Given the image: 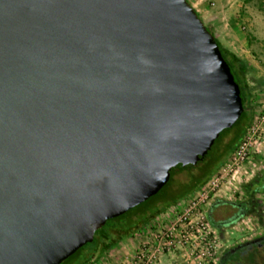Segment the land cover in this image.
<instances>
[{"label": "water", "instance_id": "1", "mask_svg": "<svg viewBox=\"0 0 264 264\" xmlns=\"http://www.w3.org/2000/svg\"><path fill=\"white\" fill-rule=\"evenodd\" d=\"M242 109L187 0H0V264H60Z\"/></svg>", "mask_w": 264, "mask_h": 264}, {"label": "rangeland", "instance_id": "2", "mask_svg": "<svg viewBox=\"0 0 264 264\" xmlns=\"http://www.w3.org/2000/svg\"><path fill=\"white\" fill-rule=\"evenodd\" d=\"M187 1L219 43L246 65L252 105L246 129L209 176L218 148L232 132L219 138L200 164L174 170L162 190L135 208L130 219L135 220V211L144 207L177 202L159 208L146 224L108 251L100 252L97 247L84 264H221L223 253L234 241L264 231V0ZM244 139L250 152L242 160L235 159L234 151ZM232 217L239 218L218 224ZM90 247L91 242L64 264L80 263Z\"/></svg>", "mask_w": 264, "mask_h": 264}, {"label": "trees", "instance_id": "3", "mask_svg": "<svg viewBox=\"0 0 264 264\" xmlns=\"http://www.w3.org/2000/svg\"><path fill=\"white\" fill-rule=\"evenodd\" d=\"M214 38H215L216 42L219 45V48L221 50V53H222L224 59L226 60V62L228 63V65L230 67V70H231V72H232V74L234 76V80L239 85L243 109H242V112H241L239 118L236 120V122L231 127L225 128L224 130H222L220 132L219 136L215 139L214 143L219 138L221 139L223 137V135H225L226 133L232 132V135H231L230 139L223 145L222 148H220V149L218 148V150H220V151H218L219 154L215 158V164H214L215 166H214V168L211 170V172L207 176H209L212 173V171L215 169L216 165L219 164V162L222 160V158L224 156H226L228 154V152H230V150L235 146L237 141L241 138L244 130L246 129V125H247V122L249 120V115H250L249 112H250L251 107H252L251 98H250L251 94L249 92L248 84H247V81H246V78H245L246 65H245L244 61L241 58H239L236 54H234L232 51H230L229 49L224 48L219 43V41L216 39V37H214ZM235 126H237V129L233 132L232 129ZM206 154L202 158H200L198 160V162L196 164H194V165L189 164V165H184L183 166V165L178 164L177 166L173 167L171 169L170 177H171L173 171L176 170V169H190V168H193L195 165L200 164L201 163L200 161H203L206 158ZM206 178L202 179L201 181H199L198 183L193 185V187H191L185 193V195L187 193L191 192L192 190H194L195 188H197L198 186H200L202 184V182ZM167 182H166V184H167ZM162 188L160 190H162ZM160 190L155 195H157L160 192ZM155 195L149 197L147 200H145L144 202L140 203L139 205L131 208L130 210L126 211L125 213H123V214H121V215H119L117 217L108 219L104 225H102L100 228H98L95 231L93 240L91 241L90 249L87 252H85V254L83 255L82 259L80 260V263H78V264H84V263L88 262L89 259L91 258V256L93 255L94 251L97 249V247L100 248V252L108 251L123 236L128 235V234H132L135 231V229H137L138 226H141L142 224L143 225L146 224L150 220V218L154 215V213L159 210V208H161L162 206L172 205L175 202H177V200H178V199H173V200H170L169 203H167V204L162 205L160 203L161 205H154L152 208L144 207L143 209L140 210V212L139 211H135V212H138L136 214L135 220H131L130 216H131L132 213H134L133 210L135 208L143 205L144 203H146L148 200H150ZM107 223H109L108 224L109 225L108 228L103 230ZM98 231H100V233H99V235H97L95 237V234H97ZM87 244L88 243L84 244L76 252H74L71 256H69L64 261H62L60 264H64L68 259L74 257V255L77 254L78 251L82 250L85 246H87Z\"/></svg>", "mask_w": 264, "mask_h": 264}, {"label": "flooded vegetation", "instance_id": "4", "mask_svg": "<svg viewBox=\"0 0 264 264\" xmlns=\"http://www.w3.org/2000/svg\"><path fill=\"white\" fill-rule=\"evenodd\" d=\"M238 218L218 224H230ZM221 264H264V231L234 241L223 253Z\"/></svg>", "mask_w": 264, "mask_h": 264}, {"label": "built area", "instance_id": "5", "mask_svg": "<svg viewBox=\"0 0 264 264\" xmlns=\"http://www.w3.org/2000/svg\"><path fill=\"white\" fill-rule=\"evenodd\" d=\"M249 142H247L246 139H244L236 148V150L234 151V158L235 159H244V157L248 156L249 152H250V146H249ZM138 258L140 257V255L137 256Z\"/></svg>", "mask_w": 264, "mask_h": 264}]
</instances>
